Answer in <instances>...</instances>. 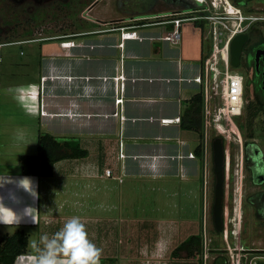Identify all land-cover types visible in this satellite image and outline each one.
Wrapping results in <instances>:
<instances>
[{
  "label": "crops",
  "instance_id": "1",
  "mask_svg": "<svg viewBox=\"0 0 264 264\" xmlns=\"http://www.w3.org/2000/svg\"><path fill=\"white\" fill-rule=\"evenodd\" d=\"M88 11L95 15L87 18V31L57 37L53 45H43L36 62L39 68L34 72L39 81L10 88L12 91L6 94L8 110H15L17 103L30 116L37 113V134L42 131L56 138L78 140L88 151L85 158L92 160L82 172L93 174V188L101 187L96 179L107 180L105 169L112 171L113 177L108 180L121 177L120 183L184 170L189 160L179 155L185 150L195 152L197 145H202L198 141L203 138L206 122L204 85L196 80L203 76L206 53L202 28L193 21L182 22L176 32L171 24L140 25L135 27L136 37L128 38L121 29L126 16H121L111 2ZM171 34L175 41L164 39ZM198 94L202 97L199 111L192 102ZM120 97L122 103L116 104ZM8 130L5 138L13 144L14 129L8 126L6 133ZM7 151L12 157L14 150ZM30 152L27 154H34ZM1 157L0 182L7 181L0 187L1 235L33 227L40 241L44 235L50 238L61 231L70 218L79 217L86 231L92 229L88 239L101 250L99 264H175L174 260L162 263L158 259L160 253H172L174 246L159 251L153 245L123 244L119 231L112 241L111 218L72 207L78 199L75 180L59 187L73 190L60 208L58 200L65 199L61 198L62 190L58 193L59 176L54 170L49 176L23 175L20 166L16 169L9 165L4 150ZM63 160L55 170L62 179L67 175L74 178L78 168L61 164ZM54 176L55 181L51 178ZM25 178L32 181L36 197L19 185V181L26 184ZM3 209L11 210V215L17 213L19 223L3 219ZM25 209L31 215H25ZM25 232L26 252L13 264L36 262L37 252L30 249L31 234ZM60 264H67V258L61 256Z\"/></svg>",
  "mask_w": 264,
  "mask_h": 264
},
{
  "label": "rangeland",
  "instance_id": "2",
  "mask_svg": "<svg viewBox=\"0 0 264 264\" xmlns=\"http://www.w3.org/2000/svg\"><path fill=\"white\" fill-rule=\"evenodd\" d=\"M118 1L99 0L94 6L100 8L111 2V5L120 11L121 16H129L119 8ZM93 2L94 0H0V151L4 150L9 155L8 159H5L10 166L15 165L16 169L20 166L18 161L20 154H27L30 151L36 153L37 113L30 116L27 110L19 107L17 103L15 110H8L6 94L9 95L12 91L10 88H18L21 82L39 81L34 72L39 68L36 62L44 49L43 45H53L57 37L87 31L88 27L85 25L88 23L87 18L94 16L95 12L90 16L88 10L85 13L84 11ZM213 2L215 7L208 0L209 15H214L217 11L225 14L223 8L219 6L230 3L236 12L229 16L264 17V0H252L251 4L254 6L252 13L244 10L237 12L240 8L227 0ZM147 20L154 21L151 18ZM213 21L221 30L227 32L225 36L230 35L232 30L240 29L241 19L237 17ZM121 25L128 27L125 31H133L139 23L126 21L121 22ZM224 25L232 30L225 28ZM182 34L185 38L186 34L184 32ZM200 34L204 49L207 51L211 39L209 23L204 22ZM29 39L36 40L6 44ZM234 69L242 74L246 81L240 68ZM217 95L218 93L213 90V97L210 98L211 109L215 107ZM245 97L247 104L242 114L234 117L233 121L224 122L225 133L213 124L208 125L204 160L202 155L199 157L193 151L185 150V153H180L179 157L189 160L185 162L187 166L185 165L184 170L180 169L172 174H157L153 178L145 176L136 180L124 179L120 183L118 179L108 180L105 169L104 177L107 180L95 177L101 187L93 188L91 187L93 174L82 172L86 171L85 167L92 164V160L85 157L68 158L61 164L78 168L76 176L73 178L67 175L62 179L61 174L57 173L58 169L55 170L60 163L55 162L51 169L52 173L54 170V175L59 176L58 188L75 180L78 199L72 207L85 213L87 211L99 212L98 215L105 213L111 218L112 241L116 239L113 235L119 231V239L121 242L124 241L123 244L153 245L159 251H164L166 247L174 246L175 249L191 235L202 236L201 248L193 245L195 248L193 253L190 252L191 246L177 249L175 253H160L158 259L162 263L174 260L175 264H264V108L255 105L251 87L247 83ZM8 118L13 120L10 122ZM17 120L23 122L19 123ZM8 126L14 129L13 144L5 138L9 132L8 130L6 133ZM216 136H221L225 141L227 160L223 232L215 230L212 219L215 179L211 140ZM198 142L200 144L202 139ZM7 148L14 150L12 157ZM254 149L259 150L257 155L254 154ZM56 176L51 178L55 181ZM63 188H59L58 193L62 190L61 198L65 199L73 190ZM66 200L63 202L58 200L60 208L65 206L61 203ZM13 209L16 210V206ZM11 214V210L3 209L1 217L13 220L15 215L18 216L17 213ZM87 230L88 235L92 229ZM25 231L31 234V245L33 241H39L36 229L25 227ZM30 247L31 250H35Z\"/></svg>",
  "mask_w": 264,
  "mask_h": 264
},
{
  "label": "flooded vegetation",
  "instance_id": "3",
  "mask_svg": "<svg viewBox=\"0 0 264 264\" xmlns=\"http://www.w3.org/2000/svg\"><path fill=\"white\" fill-rule=\"evenodd\" d=\"M98 1L99 0H94V2L85 9L84 13L87 10H90ZM196 1L198 3L202 2V0ZM211 1L213 2V0ZM228 1L239 7V10H244L247 13H252L254 10V6L251 4L252 0ZM118 6L121 10L129 14V16L124 18L125 21H137L139 25L144 26L171 24L175 27L176 22L180 25L185 18H187L188 21H205L202 19L194 20L193 18L208 15L207 5L198 6L191 0H119ZM226 11L231 14H235L236 12V10L229 3L226 5ZM236 17L238 16H228V18ZM150 18L154 19V21L148 22L147 19ZM238 34H245L246 42L242 47L240 64L237 68H240L246 77V83L251 87L252 99L254 103L258 107L264 108V88L262 87L264 84V17L244 15L240 23V29H238V32L234 36ZM253 152L257 155L259 150L254 149ZM203 194L204 190L202 191V202ZM203 221L204 220H202L201 227H203ZM223 231L224 218L222 232Z\"/></svg>",
  "mask_w": 264,
  "mask_h": 264
},
{
  "label": "built area",
  "instance_id": "4",
  "mask_svg": "<svg viewBox=\"0 0 264 264\" xmlns=\"http://www.w3.org/2000/svg\"><path fill=\"white\" fill-rule=\"evenodd\" d=\"M191 1L198 6H203V5L208 6V0H202L201 3H198L196 0H191ZM209 2H211L213 7H215L214 2H212L211 0H209ZM226 5L219 6V8H223L225 14H222V12L217 11L215 12L214 15L208 14L206 16L193 18L194 20H201V19L205 20L207 23L210 24V34H211L210 47L207 50L206 55L203 59V76L202 77L199 76L196 78L197 81H201L203 83L204 91H205V99H206V104H205L206 122L204 126L205 137H207L206 136L207 129H208V125L210 124L215 125V127H217L218 129H220V131L225 133L223 129L224 122H226V120L233 121L234 117L240 116L243 112V109L245 108V105L247 104V99L245 97V84H246L245 78L242 74L235 71L234 67H232V65L230 64L229 44L232 37L238 32V29L232 30L230 27L224 25L225 28L232 30V33L230 35L225 36L227 32L221 30L220 26L215 24V21H213V20H227L229 15H233L226 11ZM238 11L240 10L238 9ZM237 18H240L242 21L243 16H239ZM185 21H188L187 18H185L183 22ZM179 26L180 25H178V22H176V26L174 27L175 32L177 31V28ZM131 27H135V26H131ZM127 28H128L127 26L121 27L123 31L122 35L124 37H128V36L136 37V31L135 30L125 31V29ZM129 33L132 34L128 35ZM69 36L70 35H65L62 37H69ZM164 39L172 42L175 41L172 34L165 36ZM35 40L36 39H29L18 42H9L6 44H18V43L31 42ZM213 90L217 92L218 95H217L215 107L211 109L210 98L213 97ZM115 102L116 104H121L122 98L121 97L116 98ZM114 114L117 115V111H115ZM205 155H206V147H205ZM226 165H227V160H226ZM105 175L106 177H113L112 171L110 169H106ZM117 178L119 181H122L121 177H117Z\"/></svg>",
  "mask_w": 264,
  "mask_h": 264
},
{
  "label": "trees",
  "instance_id": "5",
  "mask_svg": "<svg viewBox=\"0 0 264 264\" xmlns=\"http://www.w3.org/2000/svg\"><path fill=\"white\" fill-rule=\"evenodd\" d=\"M193 22L196 27L203 28V24L206 21ZM205 55H203V58ZM192 102L197 105L196 110L199 111L202 103L201 95L194 96ZM195 153L201 157L202 145L197 146ZM87 155L88 151L80 145L78 140H59L48 133L39 131L37 134L36 153L19 155L18 161L23 175L41 177L51 175V168L57 161L68 158H83ZM201 241V235H191L181 242L172 253H175L177 249L193 247V245L201 248ZM27 245L28 235L23 230H17L11 235L0 234V264H13L18 255L26 252ZM191 247L190 252L193 253L192 251L195 248Z\"/></svg>",
  "mask_w": 264,
  "mask_h": 264
},
{
  "label": "clouds",
  "instance_id": "6",
  "mask_svg": "<svg viewBox=\"0 0 264 264\" xmlns=\"http://www.w3.org/2000/svg\"><path fill=\"white\" fill-rule=\"evenodd\" d=\"M23 180L26 184L19 181V185L36 197L37 193L32 186V181L27 178ZM5 182L7 181L0 182V187H3ZM26 209L25 215H31ZM19 220L20 217L15 215L9 223L18 224ZM0 222L3 223V221ZM31 246L37 252L35 264H60L61 256L67 258V264H99L101 255V250L88 239L85 226L79 217L67 220L62 230L52 238L44 235L39 242L33 241Z\"/></svg>",
  "mask_w": 264,
  "mask_h": 264
},
{
  "label": "water",
  "instance_id": "7",
  "mask_svg": "<svg viewBox=\"0 0 264 264\" xmlns=\"http://www.w3.org/2000/svg\"><path fill=\"white\" fill-rule=\"evenodd\" d=\"M246 42L245 34H238L234 36L229 44V55L230 64L232 67L237 68L240 64V55L242 47ZM264 88V84L262 85ZM203 160L205 158V147H206V137L205 129L203 127ZM212 147V160H213V173H214V201L212 207V216L214 227L217 232H222L223 230V198H224V186L226 177V152L224 140L221 136H216L211 142ZM203 220V217H202ZM203 232V227H202Z\"/></svg>",
  "mask_w": 264,
  "mask_h": 264
}]
</instances>
